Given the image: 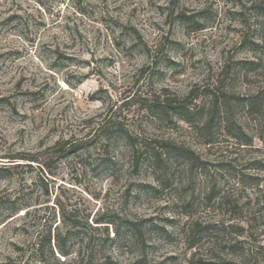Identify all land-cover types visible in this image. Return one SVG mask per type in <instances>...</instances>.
Returning a JSON list of instances; mask_svg holds the SVG:
<instances>
[{"label": "rangeland", "instance_id": "obj_1", "mask_svg": "<svg viewBox=\"0 0 264 264\" xmlns=\"http://www.w3.org/2000/svg\"><path fill=\"white\" fill-rule=\"evenodd\" d=\"M205 262L264 264V0H0V264Z\"/></svg>", "mask_w": 264, "mask_h": 264}, {"label": "trees", "instance_id": "obj_2", "mask_svg": "<svg viewBox=\"0 0 264 264\" xmlns=\"http://www.w3.org/2000/svg\"><path fill=\"white\" fill-rule=\"evenodd\" d=\"M262 8V6H261ZM250 64H254V62H250ZM219 94L217 91L214 92L213 94V105H212V110H211V115L207 121L206 126L209 127L211 125V121L213 118V114H215V112L219 109ZM224 100V99H223ZM247 108L249 112H259V110L262 108V103L260 100V94L255 93L250 95L247 99H245L244 103H243ZM152 109H155V112L160 114V115H164V114H176L179 117H181L182 119L191 122V115L192 112L190 111V109L187 108L186 103H182L180 101L176 102L174 100L171 99H163L160 100L159 98L156 101L152 102V105H150ZM151 109V110H152ZM106 127V124L104 123L103 125L99 124L98 129H104ZM72 141H65V144H71L70 146L73 147L75 145H73L71 143ZM33 162H36V159H30ZM31 165V164H30ZM10 168V167H5ZM203 264H226V263H213V262H205Z\"/></svg>", "mask_w": 264, "mask_h": 264}]
</instances>
